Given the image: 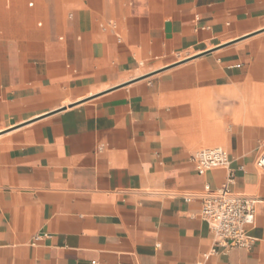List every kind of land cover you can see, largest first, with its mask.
<instances>
[{
  "label": "crops",
  "instance_id": "0c3cea01",
  "mask_svg": "<svg viewBox=\"0 0 264 264\" xmlns=\"http://www.w3.org/2000/svg\"><path fill=\"white\" fill-rule=\"evenodd\" d=\"M14 11L40 22L1 28L0 264H264V0ZM212 146L228 167L198 173ZM230 170L255 199L248 247L200 214Z\"/></svg>",
  "mask_w": 264,
  "mask_h": 264
},
{
  "label": "built area",
  "instance_id": "2783aa9c",
  "mask_svg": "<svg viewBox=\"0 0 264 264\" xmlns=\"http://www.w3.org/2000/svg\"><path fill=\"white\" fill-rule=\"evenodd\" d=\"M198 173L215 167L227 168L230 163L228 151L222 146L203 147L191 156ZM255 166L264 170V146L255 158ZM233 180L230 170L226 183L212 188L205 184L199 196L200 214L208 223L216 242L226 248H243L251 245L253 237L248 228L255 219V199L234 192L229 184ZM191 198L186 194L185 199ZM38 236H35L37 238Z\"/></svg>",
  "mask_w": 264,
  "mask_h": 264
},
{
  "label": "rangeland",
  "instance_id": "374dc122",
  "mask_svg": "<svg viewBox=\"0 0 264 264\" xmlns=\"http://www.w3.org/2000/svg\"><path fill=\"white\" fill-rule=\"evenodd\" d=\"M38 0H0V35L4 34V31L1 29L4 27L5 23H29L34 22L37 24L40 22V19L32 21L29 15L17 14L12 12L16 7H29L36 3ZM4 12V13H3ZM12 12V13H9ZM8 33H15L14 31H7Z\"/></svg>",
  "mask_w": 264,
  "mask_h": 264
}]
</instances>
